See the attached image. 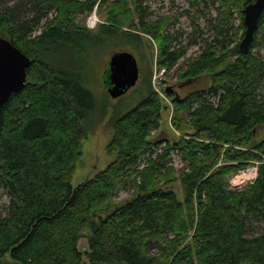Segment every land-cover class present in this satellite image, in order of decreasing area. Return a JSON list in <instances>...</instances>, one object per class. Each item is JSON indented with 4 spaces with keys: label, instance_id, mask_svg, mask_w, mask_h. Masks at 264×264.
<instances>
[{
    "label": "trees",
    "instance_id": "obj_1",
    "mask_svg": "<svg viewBox=\"0 0 264 264\" xmlns=\"http://www.w3.org/2000/svg\"><path fill=\"white\" fill-rule=\"evenodd\" d=\"M141 0H0V36L30 59L24 88L0 107V258L19 264H264V10L247 51L242 8L252 0H217L214 41L195 56L174 44L172 18L144 20ZM222 8V10H221ZM104 11L96 30L85 19ZM239 14L232 34L230 10ZM140 19L135 22V19ZM242 32V33H241ZM181 89L210 84L173 104L178 135L152 140L168 106L143 79L145 94L115 112L107 144L114 158L73 186L95 98L84 85L92 49L108 39L141 48ZM220 38V39H219ZM182 59V61H181ZM181 61V62H180ZM175 155L181 166L173 165ZM260 161L241 189L228 176ZM179 180L184 197L170 184ZM120 190L130 198L115 203ZM107 212V213H106ZM89 227L87 248L81 232Z\"/></svg>",
    "mask_w": 264,
    "mask_h": 264
},
{
    "label": "rangeland",
    "instance_id": "obj_2",
    "mask_svg": "<svg viewBox=\"0 0 264 264\" xmlns=\"http://www.w3.org/2000/svg\"><path fill=\"white\" fill-rule=\"evenodd\" d=\"M138 5H140L144 20H151L158 16L172 18L168 32L175 35L174 44L177 47H185L186 53L184 58L197 55L205 43L219 45L218 42L214 41V27L218 21L219 8L217 0H141ZM230 15V24L232 26L228 34L234 32V28L239 24L240 20L238 12H235L233 9L230 10ZM92 16L95 23L93 26H90L88 19L91 17L90 19L93 20ZM103 19L104 11H96L94 9L86 17L85 25L89 30H96L98 24ZM139 21L140 19H135V22ZM239 41L240 37L236 42ZM120 42V44L114 45L108 39L101 41L100 44L92 49V56L89 58L86 67L88 77L84 86L92 92L95 103L91 115L84 122L86 139L81 144L80 157L75 163L71 178V184L73 186L79 184L87 177H92L97 171L104 169L113 160L114 154H109L106 148L112 136L109 120L115 112L124 113L134 107L143 98L145 94L143 79L150 77L151 86L154 89L158 88L164 94L165 98L159 93L158 96L168 106L162 111L160 128L153 133L152 140L160 138L173 139L178 135V132L170 121L173 104L170 97L166 96L165 89L167 87L171 88V92L174 95L182 97L187 93V90L202 86L207 88L211 82L209 76H202L196 80L193 86L187 87V90H183L181 89L182 85L177 84V79L173 74H169V72L166 74L165 69L157 70L155 64H153L150 45L152 48L154 45L150 37H143L142 45L144 46L141 48L134 46L133 43H123L122 39ZM118 50L129 51L135 56L139 66V78L136 84L125 94L118 98H111L106 88L107 63L110 55ZM259 54L264 56V47L259 49ZM258 135L260 137L264 136V130L262 128L259 129ZM173 161V165L176 168L181 166L175 155H173ZM169 186L175 192L177 198L182 200L184 193L180 181L175 180ZM131 195L132 190H120L113 200L115 203H121L130 198ZM7 199V196L0 189V203H5ZM88 230L89 227L87 226L81 232V237L78 242L80 250L87 248L86 238ZM0 264L19 263L12 259L9 253H6L0 258Z\"/></svg>",
    "mask_w": 264,
    "mask_h": 264
},
{
    "label": "water",
    "instance_id": "obj_3",
    "mask_svg": "<svg viewBox=\"0 0 264 264\" xmlns=\"http://www.w3.org/2000/svg\"><path fill=\"white\" fill-rule=\"evenodd\" d=\"M264 10V0H252L242 8L244 32L238 49L247 51L253 40L257 22ZM30 59L9 40L0 36V107L25 85ZM106 88L111 98H118L133 87L139 78L135 56L126 50L113 52L107 63ZM169 93L170 88L165 89Z\"/></svg>",
    "mask_w": 264,
    "mask_h": 264
},
{
    "label": "built area",
    "instance_id": "obj_4",
    "mask_svg": "<svg viewBox=\"0 0 264 264\" xmlns=\"http://www.w3.org/2000/svg\"><path fill=\"white\" fill-rule=\"evenodd\" d=\"M91 18V17H90ZM88 19V24L90 26H93L95 23V20ZM156 91L162 95L164 98V94L161 93V91L158 88H155ZM261 162L260 161H252L248 165H246L244 168L239 169L238 171L234 172L231 176L228 178V186L231 189H241L243 186L249 183H253L254 180L257 177L258 172V166ZM264 163V160H263Z\"/></svg>",
    "mask_w": 264,
    "mask_h": 264
},
{
    "label": "bare ground",
    "instance_id": "obj_5",
    "mask_svg": "<svg viewBox=\"0 0 264 264\" xmlns=\"http://www.w3.org/2000/svg\"><path fill=\"white\" fill-rule=\"evenodd\" d=\"M137 81H138V80H137ZM88 178H90V177H87V178H85V179H88ZM85 179H84V180H85Z\"/></svg>",
    "mask_w": 264,
    "mask_h": 264
},
{
    "label": "flooded vegetation",
    "instance_id": "obj_6",
    "mask_svg": "<svg viewBox=\"0 0 264 264\" xmlns=\"http://www.w3.org/2000/svg\"><path fill=\"white\" fill-rule=\"evenodd\" d=\"M170 92H171V88H170Z\"/></svg>",
    "mask_w": 264,
    "mask_h": 264
}]
</instances>
